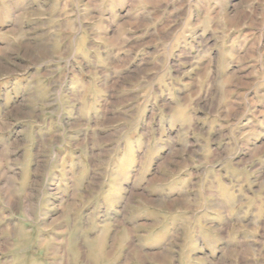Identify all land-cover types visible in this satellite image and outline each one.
I'll use <instances>...</instances> for the list:
<instances>
[{
    "label": "clouds",
    "instance_id": "1",
    "mask_svg": "<svg viewBox=\"0 0 264 264\" xmlns=\"http://www.w3.org/2000/svg\"><path fill=\"white\" fill-rule=\"evenodd\" d=\"M0 264H264V0H0Z\"/></svg>",
    "mask_w": 264,
    "mask_h": 264
}]
</instances>
